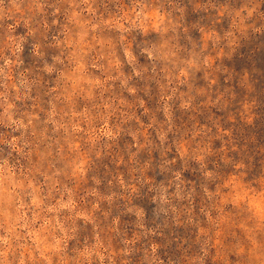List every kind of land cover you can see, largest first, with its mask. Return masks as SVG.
Here are the masks:
<instances>
[{"label":"rangeland","instance_id":"obj_1","mask_svg":"<svg viewBox=\"0 0 264 264\" xmlns=\"http://www.w3.org/2000/svg\"><path fill=\"white\" fill-rule=\"evenodd\" d=\"M0 264H264V0H0Z\"/></svg>","mask_w":264,"mask_h":264}]
</instances>
